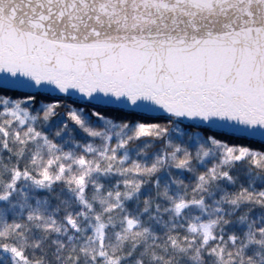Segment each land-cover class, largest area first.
<instances>
[{"label": "snow or ice", "instance_id": "1", "mask_svg": "<svg viewBox=\"0 0 264 264\" xmlns=\"http://www.w3.org/2000/svg\"><path fill=\"white\" fill-rule=\"evenodd\" d=\"M0 264H264V0H0Z\"/></svg>", "mask_w": 264, "mask_h": 264}]
</instances>
